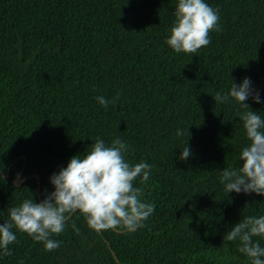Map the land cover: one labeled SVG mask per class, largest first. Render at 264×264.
I'll list each match as a JSON object with an SVG mask.
<instances>
[{"label":"trees","instance_id":"obj_1","mask_svg":"<svg viewBox=\"0 0 264 264\" xmlns=\"http://www.w3.org/2000/svg\"><path fill=\"white\" fill-rule=\"evenodd\" d=\"M177 2L0 0V170L12 167L9 179L0 173V224L10 207L39 203L38 180L16 187L20 174L40 175L43 200L52 174L97 138L110 146L119 137L131 146L128 162L153 165L135 186L155 205L132 232L94 231L77 212L51 237L62 242L51 253L13 229L18 242L0 264H251L223 237L264 215V196L227 194L220 182L224 168L243 164L237 114L247 109L213 97L250 78L261 103H245L264 119V0H205L221 30L197 54L166 44ZM98 96L119 98L105 109ZM186 143L192 155L181 161Z\"/></svg>","mask_w":264,"mask_h":264},{"label":"clouds","instance_id":"obj_2","mask_svg":"<svg viewBox=\"0 0 264 264\" xmlns=\"http://www.w3.org/2000/svg\"><path fill=\"white\" fill-rule=\"evenodd\" d=\"M219 20L218 10L205 0H178L166 44L177 54H197L211 44L210 33L221 30ZM250 97L255 103H261L259 91L253 89L250 78H244L240 85L232 82L229 92L222 95L218 91L213 97L216 104L234 100L242 109H247L237 114L248 140L239 155L243 164L224 168L220 182L227 194L243 192L264 196V119L245 103ZM118 98L109 101L103 96L96 97L105 109L110 103L115 105ZM186 131L189 136L188 129ZM177 135L184 136L185 131L177 130ZM130 147L119 137L110 146L97 138L90 151L83 156L74 155L66 167L52 174L50 183L54 191L46 193L41 202H35L32 197L10 207L8 221L0 224V254H13L9 246L18 242L13 229L36 242H43L46 252L56 251L62 242L51 237L60 235L77 212L94 231L132 232L143 228L155 205L141 199L143 190L135 186V181L139 178L142 185L146 184L153 165L143 161L135 165L128 162L125 154ZM191 155L186 143L179 159L186 161ZM72 227L79 232L74 223ZM256 238L264 239V215L240 220L223 240L238 241L239 252L251 264H264V247Z\"/></svg>","mask_w":264,"mask_h":264},{"label":"water","instance_id":"obj_3","mask_svg":"<svg viewBox=\"0 0 264 264\" xmlns=\"http://www.w3.org/2000/svg\"><path fill=\"white\" fill-rule=\"evenodd\" d=\"M24 160H26V157H22ZM25 166L23 167V170H22V173L24 172V169H25ZM11 170H12V167L9 168V170L6 172V173H3L1 172L0 170V173L2 175L3 178L5 179H9L11 177ZM31 178H36L38 180V199H39V202L42 201V188H41V177L40 175L38 174H35V175H32V176H29L27 178H22L21 174L14 180V186L16 187H21L25 182H27L29 179ZM102 231H100L101 233ZM119 233H122L121 231H118ZM113 254L115 255V253L113 252ZM116 260L119 262V260L117 259V257L115 256Z\"/></svg>","mask_w":264,"mask_h":264}]
</instances>
